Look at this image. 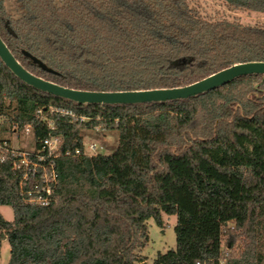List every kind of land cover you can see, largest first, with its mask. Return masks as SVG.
<instances>
[{"label": "trees", "instance_id": "1", "mask_svg": "<svg viewBox=\"0 0 264 264\" xmlns=\"http://www.w3.org/2000/svg\"><path fill=\"white\" fill-rule=\"evenodd\" d=\"M221 1L264 13V0ZM0 38L32 74L90 91L179 87L264 61V22L208 17L198 0H0ZM0 118L29 125L35 150L60 137L48 204L24 201L15 157L0 153L6 264H148L147 221L162 226L163 213L176 216L175 247L149 264L264 263L261 74L184 99L84 105L25 84L0 59ZM87 131H114L113 151L75 155Z\"/></svg>", "mask_w": 264, "mask_h": 264}, {"label": "water", "instance_id": "2", "mask_svg": "<svg viewBox=\"0 0 264 264\" xmlns=\"http://www.w3.org/2000/svg\"><path fill=\"white\" fill-rule=\"evenodd\" d=\"M0 59L25 84L84 105L138 104L184 99L220 87L240 76L261 74L264 77V61H250L233 64L193 83L179 87L128 91H90L64 87L32 74L16 60L1 38Z\"/></svg>", "mask_w": 264, "mask_h": 264}, {"label": "rangeland", "instance_id": "3", "mask_svg": "<svg viewBox=\"0 0 264 264\" xmlns=\"http://www.w3.org/2000/svg\"><path fill=\"white\" fill-rule=\"evenodd\" d=\"M198 1L200 10L208 17H226L229 19L238 18V20L244 24L264 22V13L262 12L231 9L221 0ZM0 140L6 141V143L13 149L29 152L34 149L33 137L30 129L26 132L24 129L18 130L15 127H9L7 124L2 123V118H0ZM92 140L99 141L104 148L101 152L103 154H108L111 153L116 146L117 135L114 131L103 132L100 134L87 131L83 138V143L86 144ZM2 142H0V144ZM0 214L6 220L13 219V211L8 205H0ZM162 220V226L157 225L152 219L147 221L149 239L140 249V252L147 257L146 262L148 264L151 263L153 257L158 251L165 252L166 250L175 247L174 225L176 223V216L163 213ZM226 241L225 238L222 243L223 249L227 248ZM8 257L9 244L6 239H3L0 246V264H6Z\"/></svg>", "mask_w": 264, "mask_h": 264}, {"label": "built area", "instance_id": "4", "mask_svg": "<svg viewBox=\"0 0 264 264\" xmlns=\"http://www.w3.org/2000/svg\"><path fill=\"white\" fill-rule=\"evenodd\" d=\"M38 112H40L38 110ZM26 132L30 129L29 125L23 128ZM97 129V128H96ZM60 137L49 136L42 141L41 149L32 151H21L11 148L6 141L0 144V153L9 152L15 157L13 167L21 172L20 187L21 195L25 202L30 204H48L50 202L51 186L56 182L58 174L54 165L53 158L60 154ZM103 146L99 141L92 140L88 143H83L82 149H76L75 155L91 156L102 153ZM47 157H51V161L45 163L44 153ZM39 177L40 187L34 189H24V183L32 179L33 184L36 183V178Z\"/></svg>", "mask_w": 264, "mask_h": 264}]
</instances>
